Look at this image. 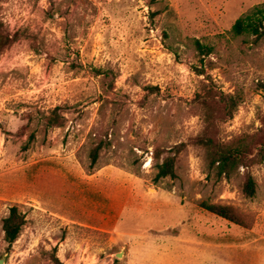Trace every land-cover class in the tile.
<instances>
[{"label": "rangeland", "instance_id": "1", "mask_svg": "<svg viewBox=\"0 0 264 264\" xmlns=\"http://www.w3.org/2000/svg\"><path fill=\"white\" fill-rule=\"evenodd\" d=\"M263 2L0 0L4 264H264V35L231 31ZM222 94L238 100L232 118ZM205 138L242 147V164L220 175ZM173 155L175 176L158 179ZM99 170L122 173L105 185L115 198L84 180ZM16 204L26 220L9 245Z\"/></svg>", "mask_w": 264, "mask_h": 264}, {"label": "trees", "instance_id": "2", "mask_svg": "<svg viewBox=\"0 0 264 264\" xmlns=\"http://www.w3.org/2000/svg\"><path fill=\"white\" fill-rule=\"evenodd\" d=\"M232 33L234 36H255L259 38L264 35V2L253 6L249 11L242 14L237 18L235 23L232 26ZM197 49L201 56L205 57L210 55L214 47L213 45H208L202 43L200 40H195ZM202 57V58H203ZM221 99L216 100V102L221 104V112L227 116V118H232L234 116V111L238 106V100L233 95L225 96L221 95ZM205 120L208 125L214 123V116L212 111H208V115H205ZM58 121H53L51 124H57ZM204 142L209 146L210 151L212 152L213 166L217 164V169L220 175H229L239 167L242 163L244 153L242 147H236L231 145H225L218 141H214L213 138H205ZM102 144L99 143L92 150L93 160H97L99 156L100 149ZM175 156H168L162 162L156 163L157 168V178H164L168 176H175L176 167H175ZM244 192L249 196L253 197L256 194L257 185L254 177L249 175L243 186ZM201 206L206 210L213 212L217 215H220L224 218L230 219L235 222H240V219L234 212V209L230 205H223L217 203L202 202ZM26 216L25 213L21 210L19 205H13L10 208L8 216L5 217L3 223V229L5 232V239L9 245L13 244L18 237L20 236L23 226L25 224ZM53 264H64L63 261L57 256L56 253L52 255Z\"/></svg>", "mask_w": 264, "mask_h": 264}, {"label": "crops", "instance_id": "3", "mask_svg": "<svg viewBox=\"0 0 264 264\" xmlns=\"http://www.w3.org/2000/svg\"><path fill=\"white\" fill-rule=\"evenodd\" d=\"M100 173V174H99ZM98 174V175H97ZM94 175H91L87 178H85L84 180H90L92 182V184L95 185L96 187V190L104 197V195H108L109 198H115V196H112V195H119V194H116V192H109V191H106V187L105 185L106 184H111V183H117L119 184L121 182V178H122V173L118 170H113L112 171V174L113 175H109L108 178H105L103 176V172L101 170L98 171V173ZM107 179V181L105 180ZM128 180V179H127ZM126 182V181H125ZM80 190L79 191H83L84 190V187H80L79 188ZM76 190H78V188H76ZM77 191V193L79 192ZM73 194V191L72 193ZM76 197V196H75ZM77 197L82 201L83 200V197L84 195H77ZM76 197V198H77ZM102 197V198H103ZM68 198H70V196H68ZM116 198H120V197H116ZM71 199V198H70Z\"/></svg>", "mask_w": 264, "mask_h": 264}, {"label": "water", "instance_id": "4", "mask_svg": "<svg viewBox=\"0 0 264 264\" xmlns=\"http://www.w3.org/2000/svg\"><path fill=\"white\" fill-rule=\"evenodd\" d=\"M117 255H118V256H121L122 253H118ZM4 263H5V258H4V257H1V258H0V264H4Z\"/></svg>", "mask_w": 264, "mask_h": 264}]
</instances>
